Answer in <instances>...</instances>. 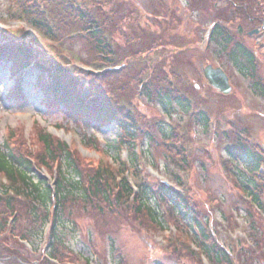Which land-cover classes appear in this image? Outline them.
<instances>
[{"label": "rangeland", "instance_id": "rangeland-1", "mask_svg": "<svg viewBox=\"0 0 264 264\" xmlns=\"http://www.w3.org/2000/svg\"><path fill=\"white\" fill-rule=\"evenodd\" d=\"M84 2L95 7L94 0ZM117 2L123 15L134 11L144 29L141 32L151 35L140 37L141 43L144 42L141 46L139 43L129 48L126 38L116 33L117 27L109 28L107 32L119 45L124 62L116 68L109 67L92 52L90 36L85 34L70 38L69 30H63L60 44L51 43L27 24L18 6L9 0H0V45L16 46V40L29 34L34 39L31 43L45 48L50 58L60 54L59 60L65 66L76 67L87 75L84 84L89 85L92 93L101 92L111 105L122 104L131 109L127 114L134 118L138 128L136 137L123 134L114 122L96 128L71 118L60 108L56 109L51 99L47 102L32 67L15 76L9 64L0 63V146L8 133L18 132V138L13 137L10 143L15 145L17 139L20 150L30 153L25 157L36 163L44 150L38 132L47 133L69 146L83 162L84 170L100 166L116 178L120 175L118 169H123L119 163L129 162L127 179L132 186L145 183L154 189L167 187L184 195L188 209L173 211L168 200L152 199L148 201L149 207L158 209L163 228L153 222L145 208L136 213L121 210L106 228L85 207L71 206L70 219L75 227L65 222L59 228L61 248L70 254L59 258L58 263L47 262L50 227L42 228L27 221L22 222L18 231L28 235V243L21 241L28 260L0 261V264H90L88 261L91 264H216L210 255L208 258L202 253L208 245L204 244L201 231L209 237L208 243L228 255L227 264H264V53L257 54L256 74L253 72V77L249 74L251 79L238 69L242 68L243 59H237L238 67L233 65L230 58L233 48L226 46L221 50L218 39L213 38L218 27L232 34L240 23L228 17H215L217 11L230 9L225 0ZM115 3L108 1L105 10L114 14ZM231 3L236 5L232 13L245 11L239 7V0ZM212 26H215L212 38L206 42ZM120 27L126 35L127 25ZM141 27L137 26L138 30ZM249 28V24L242 25L245 31ZM153 43L156 44L153 51L140 54L123 70L129 53L142 51ZM160 48L167 57L179 54L176 59L181 61L179 65H173L171 57L159 61L162 57L157 56L156 49ZM153 65L164 73H159V77L163 76L162 85L172 81L181 97L189 100L188 107L178 105L173 99L171 103L159 104L145 97L141 83L148 73L143 72V67ZM206 66L220 67L225 72L231 87L228 95L219 94L207 84L202 75ZM18 84L25 101L12 104L6 94ZM203 115L207 122H201ZM147 133L151 135L148 139ZM117 142L126 143L119 150V159L111 148ZM239 149L250 150L261 158L257 171H251L236 159L227 162L229 153ZM59 164L49 160L46 168L38 169L33 175L34 181L39 176L53 190L63 172H59ZM0 182L5 183L2 175ZM248 186H256L259 205ZM131 199L122 200L128 205ZM187 246L195 256L185 250Z\"/></svg>", "mask_w": 264, "mask_h": 264}, {"label": "trees", "instance_id": "trees-1", "mask_svg": "<svg viewBox=\"0 0 264 264\" xmlns=\"http://www.w3.org/2000/svg\"><path fill=\"white\" fill-rule=\"evenodd\" d=\"M9 1L18 6L20 15L27 19V24L29 23L32 29L41 33L51 43L60 44L63 30H69L70 38L80 34L90 36L89 47L92 52L98 58H101L104 63L109 64V67L116 68L124 63L123 59L120 58L122 56L119 45L107 32L109 28L112 29L115 25L117 27L116 33L118 36L126 38L129 48L139 43V46H141L144 42L141 43L140 37L151 35L147 31L141 32L144 29L137 20V16L135 17L134 11H127L123 15L119 6L121 4L115 3L116 0H113L115 3V8H112L114 14L105 10L106 4L111 0H94L93 5L95 7L87 6L84 0ZM230 6L228 12L232 13L231 10L234 5L231 4ZM119 12H121L120 15ZM108 16H111V18H108ZM119 25L123 28L127 25L129 30L126 35ZM137 26L142 29L138 30ZM78 30L82 32L78 33ZM224 30L223 27H218L214 38L218 39L219 45L223 46L225 44L224 47H226L231 44L229 41L222 44V37L232 36L233 34ZM76 31L77 33H75ZM33 40V37L25 34L24 37L22 36L15 41L18 44L16 46H11L9 42L8 45H0V63L9 64V70L15 76H21L28 67H32L36 76H39L36 82L40 85H38L40 92L48 99L47 102L51 99V102L55 103L56 109L60 108L71 118L96 128L114 122L123 134L133 137L132 139L136 137L138 128L135 127L134 118L127 114L131 111L129 107L122 104L111 105L109 98L105 97L103 93H92L90 87H88L89 85L84 84L83 78L87 77L86 74L76 67L65 66L59 60L60 54L50 58L45 48L31 43ZM155 47V43L150 47L147 44L142 51L137 50L129 53L126 56V65L123 70L132 65L140 54L149 53ZM161 50L162 48L160 50L156 49L157 56L162 57L159 61L171 57L173 65H179L181 61L176 60L177 56H180L179 54H171L167 57L162 54ZM234 51L230 57L233 64L238 67L237 59H243L242 68L238 67V69L253 77L252 57L244 50ZM149 70H151V73ZM246 70H249L250 73L244 72ZM143 72L148 73L147 77L142 73V76H145L148 81L145 80L141 83L143 94L147 99L156 101L159 104L162 102L171 103V99H173L177 104L188 107L189 100L181 97L172 81L168 82L166 86L162 85L163 76L159 77V73L164 74L162 69H158L154 65L153 67L144 66ZM251 76L249 77L252 79ZM19 91V84L8 90L6 94L8 102L12 104L23 103L25 98ZM120 109H124L126 112L122 113ZM207 121V117L203 115L201 122ZM150 136L149 133L146 134L147 139ZM13 137L18 138V132L8 133L3 146H0V175L4 176L5 179V183L0 182V261L28 260V252L21 242L28 243V239H26L28 235L18 231L22 222L26 223L27 221L30 223L35 222L41 227L47 225L50 227L49 237L47 238V262L58 263L59 258H65L66 254L70 253L65 249L62 250L63 246L59 243V228L65 222L75 227L74 221L70 219L71 206L80 205L83 208L85 207L105 227L114 217L118 216L121 210H132L131 212L136 213L140 208H145L153 222L163 228L158 209L155 210L149 207L148 201L152 199L158 201L168 200L172 203L173 211L177 209L179 212L183 210L186 212L188 209L184 195L164 186L154 189V186L142 183L135 186L137 191L134 192L126 177L128 173L126 168H129V162L119 163L123 166V169H118L120 175L116 178H113L107 170L100 166L90 171L84 170L81 165L82 161L73 154L69 146L40 131L38 132V140L44 150L41 156L37 158L38 161L33 163L25 157L30 153L20 150L17 139L16 146L10 143ZM113 144L111 148L119 159V150L126 143L117 142ZM228 156L227 162L233 163L235 159L239 160L253 172L260 168L262 162L261 158L250 150L239 149L238 152L232 150ZM49 160L59 161L58 170L59 172L63 171L59 174L53 190H50L46 182L39 176H36L37 181L35 182L33 176L38 172V169L46 168ZM123 170L124 172H122ZM64 173L66 176L63 175ZM247 188L252 193L254 202L259 205L260 200H258L255 192L256 186H248ZM123 197H132L130 203H127L128 205L122 200ZM11 222L13 223L11 224ZM200 234L204 244L209 246L205 247L202 253L207 255L208 258L210 255L216 264H227L228 255L219 251L214 246L215 244L208 243L209 237L202 231ZM185 250L195 256L189 246ZM24 252L26 255H24ZM88 262L91 263V261Z\"/></svg>", "mask_w": 264, "mask_h": 264}, {"label": "flooded vegetation", "instance_id": "flooded-vegetation-1", "mask_svg": "<svg viewBox=\"0 0 264 264\" xmlns=\"http://www.w3.org/2000/svg\"><path fill=\"white\" fill-rule=\"evenodd\" d=\"M207 0H203L206 2ZM239 7L243 8L245 11H237L235 13H229L228 10L217 11L216 16H219L221 19L229 17L235 21L238 20L240 23L235 27L236 30L232 33V36L222 37V44L226 41H229V45L234 50H244L252 57L253 66L252 71L256 74L257 69V54L262 51L264 53V0H239ZM226 5H234L231 3V0H225ZM217 4H214L216 7ZM238 7V8H239ZM216 9V8H215ZM243 23V24H242ZM249 24L251 28L247 31L242 29V25ZM212 36H208L207 42L211 40ZM214 38V36H213ZM225 44L221 46V50L225 49ZM235 52V51H234ZM233 53V52H232ZM234 65V64H233Z\"/></svg>", "mask_w": 264, "mask_h": 264}, {"label": "water", "instance_id": "water-1", "mask_svg": "<svg viewBox=\"0 0 264 264\" xmlns=\"http://www.w3.org/2000/svg\"><path fill=\"white\" fill-rule=\"evenodd\" d=\"M203 77L208 84L222 95H228L231 91L229 80L220 68L213 69L207 66L202 70Z\"/></svg>", "mask_w": 264, "mask_h": 264}]
</instances>
